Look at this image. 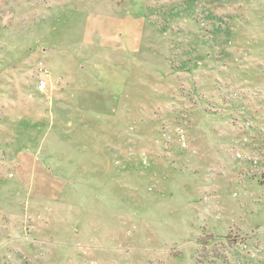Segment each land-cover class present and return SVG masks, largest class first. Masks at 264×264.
<instances>
[{
	"label": "rangeland",
	"instance_id": "1",
	"mask_svg": "<svg viewBox=\"0 0 264 264\" xmlns=\"http://www.w3.org/2000/svg\"><path fill=\"white\" fill-rule=\"evenodd\" d=\"M0 264H264V0H0Z\"/></svg>",
	"mask_w": 264,
	"mask_h": 264
},
{
	"label": "built area",
	"instance_id": "2",
	"mask_svg": "<svg viewBox=\"0 0 264 264\" xmlns=\"http://www.w3.org/2000/svg\"><path fill=\"white\" fill-rule=\"evenodd\" d=\"M40 90H45L47 88V83L46 81L42 80L39 85H38Z\"/></svg>",
	"mask_w": 264,
	"mask_h": 264
}]
</instances>
